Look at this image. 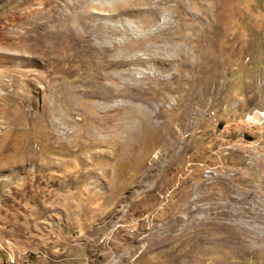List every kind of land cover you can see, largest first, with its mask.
I'll return each mask as SVG.
<instances>
[{"label": "rangeland", "instance_id": "374dc122", "mask_svg": "<svg viewBox=\"0 0 264 264\" xmlns=\"http://www.w3.org/2000/svg\"><path fill=\"white\" fill-rule=\"evenodd\" d=\"M0 264H264V0H0Z\"/></svg>", "mask_w": 264, "mask_h": 264}, {"label": "bare ground", "instance_id": "6f19581e", "mask_svg": "<svg viewBox=\"0 0 264 264\" xmlns=\"http://www.w3.org/2000/svg\"><path fill=\"white\" fill-rule=\"evenodd\" d=\"M60 14V13H59ZM56 15V14H55ZM82 16H78V17H74V16H71V17H68L64 12H62L61 10V14L59 15V18H57V24L58 25H61V24H65V23H69L71 20L72 21H75V23H78L79 22V19H81ZM62 26V25H61ZM56 27V25H55ZM51 28V27H50ZM54 28V27H53ZM52 30V29H51ZM46 29H44L43 31H41V33L39 35H34L32 36V38L36 41H42L43 39L45 41H50L51 40V34L49 32H47ZM76 30L74 29L71 33H75ZM70 33V34H71ZM60 36V35H59ZM58 36V37H59ZM79 36V35H78ZM31 38V37H30ZM42 39V40H41ZM59 39V38H58ZM80 39V38H79ZM77 41V40H76ZM43 42V41H42ZM52 42V41H51ZM56 43V42H55ZM61 43V42H60ZM55 45V44H54ZM61 46V45H60ZM54 48V47H53ZM55 48H58L57 46ZM61 49V48H60ZM52 50H56V49H52ZM58 50V49H57ZM51 53V52H50ZM136 83V82H135ZM140 85H135V87H133V89L136 91V92H139L141 91L139 88ZM112 89L109 87H107L106 85H103L101 87V94L100 95H95V99H97L98 101H102L103 103H111L113 102L114 99L116 98H124V99H128L131 101V103H136V102H139V103H142V99L141 97H138L137 94L136 95H133V97H122V96H118L117 94H115L114 92L112 93ZM135 94V93H134ZM140 95V94H139ZM144 95V94H143ZM97 107V106H96ZM119 128V127H118ZM110 129V128H109Z\"/></svg>", "mask_w": 264, "mask_h": 264}]
</instances>
